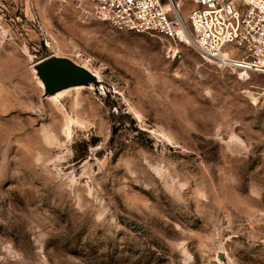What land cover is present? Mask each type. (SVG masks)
Masks as SVG:
<instances>
[{
  "label": "rangeland",
  "instance_id": "rangeland-1",
  "mask_svg": "<svg viewBox=\"0 0 264 264\" xmlns=\"http://www.w3.org/2000/svg\"><path fill=\"white\" fill-rule=\"evenodd\" d=\"M53 55L96 81L47 94ZM0 264H264V72L0 0Z\"/></svg>",
  "mask_w": 264,
  "mask_h": 264
},
{
  "label": "built area",
  "instance_id": "built-area-1",
  "mask_svg": "<svg viewBox=\"0 0 264 264\" xmlns=\"http://www.w3.org/2000/svg\"><path fill=\"white\" fill-rule=\"evenodd\" d=\"M49 1L135 33L173 41L189 33L194 45L220 65L264 72V0Z\"/></svg>",
  "mask_w": 264,
  "mask_h": 264
},
{
  "label": "water",
  "instance_id": "water-1",
  "mask_svg": "<svg viewBox=\"0 0 264 264\" xmlns=\"http://www.w3.org/2000/svg\"><path fill=\"white\" fill-rule=\"evenodd\" d=\"M36 69L47 94L68 86L88 85L96 81L91 70L64 56H49L39 61Z\"/></svg>",
  "mask_w": 264,
  "mask_h": 264
},
{
  "label": "bare ground",
  "instance_id": "bare-ground-1",
  "mask_svg": "<svg viewBox=\"0 0 264 264\" xmlns=\"http://www.w3.org/2000/svg\"><path fill=\"white\" fill-rule=\"evenodd\" d=\"M186 35L184 36V39L182 40V41H186V42H192V43H194V40H193V38L191 37V35L189 34V33H185ZM40 84H41V86H44L43 85V83H42V81L40 80V82H39ZM77 87L78 86H82V84H79V85H76Z\"/></svg>",
  "mask_w": 264,
  "mask_h": 264
}]
</instances>
